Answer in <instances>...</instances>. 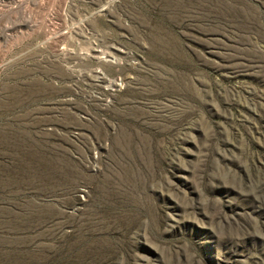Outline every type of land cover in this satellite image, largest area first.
Returning a JSON list of instances; mask_svg holds the SVG:
<instances>
[{
	"label": "rangeland",
	"instance_id": "1",
	"mask_svg": "<svg viewBox=\"0 0 264 264\" xmlns=\"http://www.w3.org/2000/svg\"><path fill=\"white\" fill-rule=\"evenodd\" d=\"M0 264H264V0H0Z\"/></svg>",
	"mask_w": 264,
	"mask_h": 264
}]
</instances>
